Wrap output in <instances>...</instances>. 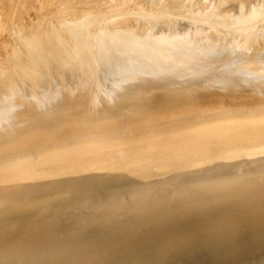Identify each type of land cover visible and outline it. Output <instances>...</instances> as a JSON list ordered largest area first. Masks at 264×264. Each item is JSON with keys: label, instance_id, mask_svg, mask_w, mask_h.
<instances>
[{"label": "rangeland", "instance_id": "obj_1", "mask_svg": "<svg viewBox=\"0 0 264 264\" xmlns=\"http://www.w3.org/2000/svg\"><path fill=\"white\" fill-rule=\"evenodd\" d=\"M63 1H60V0L59 1L58 0L52 1L51 0V2H49L48 4H46V2H45V4L42 5L43 8H45L44 9L45 16H43L44 14H43V11L41 10L42 6H41V8H39L40 6L38 7V10L40 9L41 13L39 12L40 10L36 11V12H39L38 15L40 14L45 19V21H43V18L39 15L43 21V29H42L43 33L44 32L46 34L50 33L51 31H49V30L53 29L56 26L58 28H54V29L57 31V29H61L60 27L61 26L63 27V25H64V29L62 28L63 29L62 31L61 30L58 31V33H59L58 36L61 37V35L63 33V36L61 38H63L64 36L66 39L70 38L71 42L69 41L70 39L68 40V42H70V45L72 43V40L74 41L73 47L69 48V50H70V53H72L76 57L75 56L73 57L71 54L69 57V60L67 58L64 59L65 58V57H63L64 54H68V51H69V50H67L68 48L66 46H64V49H65V47H66V49H65V52L62 56L63 60H60V59L59 60H57V59L51 60V58H52L51 54H52L53 50L48 48L50 50L48 51V55L46 53V57L52 63L49 60H47L48 61V62L46 61L47 66L43 62H41V63H43L42 64L43 66H40V67H38L39 66L38 63L37 64L33 63L34 66L31 63L32 68H35L33 70H35V72H38V74L40 76H43V79L45 78L48 81L47 82L46 80H44L46 84L47 83L50 84L51 82H54V83L56 82L55 85H58L60 83L59 84V85H61L60 89H61V87H63L65 89V91H67L66 89H68V92H70V89L73 87V84H71V83L76 82V84H78L77 87L78 88L80 87L79 89L82 90V88L84 89V86H87V87L91 88V91L93 93H96L97 91L101 92V90L102 91L104 90V93H105L106 88L110 87V85H115V87H117V88H116V91L114 94H112V93H110L108 95L104 94V95L108 96V97L105 96L106 98H104L105 103L103 102V104L106 105L105 108L103 107V104H101L102 106L101 105L100 106H94V105H92V103L90 104V102H88L86 99L82 103V106L84 107L85 110L91 109L97 113L100 111L107 112L109 109H111V107H113V105H115V102L117 101V100L116 101L114 100V97L117 95V93H126L127 94L126 99L128 100V105L131 108H133V110L130 111V114H134L138 119H140V121H146L147 118H153L154 117V119H159L158 124H163V123L169 122V121L178 122V121H183L185 119H191V118H196V119H201V120L204 119V121H202V122H200V121L190 122V123H193V125H194L192 128H189V129L186 128L185 130H183V129L175 130V131L173 130V132L170 133V138L172 137V140L167 141V143H166L167 148H169V149H167L168 151L163 152L162 155H160L158 157V159H164L165 162H170L172 160H175V161H172V163L168 164L167 167L165 165V167H164L165 169H162V171L182 167L185 162L181 157H183L185 155H187L188 157L197 158L199 155L204 154L205 158H212V157L224 154L226 151H234L238 148L245 150V149L253 148L256 145H259L260 149L264 148V120L257 118L258 116L254 114L255 111H258V109H261L264 107V76H261L262 74L259 75L260 79L258 81L257 80L255 81L256 77H251L248 75L250 68H251L250 66L252 65L251 70L254 68L253 64L255 65V70L259 69V71H260V72L258 71L259 73H261V71H263L262 73H264V69L262 70V67L264 68V65L261 64V66H260L258 63L260 57L262 55H264V53H263L264 52V0H180V1L179 0H141V2H140V0H138L139 2L138 1L135 2L136 0H132V2H131V0H130L131 3L128 0H124V2L125 1L127 2V5H126V2L124 3L123 1L122 2L124 4H122L121 0H120L121 3L119 2V0H102L103 3L100 0H80V1L70 0V2H68L69 0L68 1L63 0ZM65 1H67L68 2L67 4L68 5L70 4V5L68 6L65 3ZM84 1L88 2L87 3L88 5L86 3H84ZM133 1H134V3H133ZM51 3L54 5H51ZM100 3H102V5ZM122 5H124V6H122ZM53 6H54V8H53ZM61 6H63V7H61ZM70 6H71V8H70ZM98 8H99V10H97ZM124 8H126V9L124 10ZM15 9H16V12L18 11V13H19V10H18L19 8L15 7L14 10ZM29 9L31 11H33L32 10L33 7H29ZM46 9H48V10H46ZM87 9H89V10L87 11ZM70 10H76V11H78V14L73 15L70 12ZM93 10L95 12L97 11L98 13L96 12L97 13L96 14ZM102 10L104 12H102ZM53 11H55V12H53ZM82 11H84L85 14L82 13ZM14 13H15V11L13 12V14ZM18 13H15L16 17H15V15L11 16L12 13L10 14L12 21L19 16ZM30 13H28V14H30ZM34 13L35 12H33L31 14H34ZM94 13L97 15V17ZM17 14H18V16H17ZM92 14H94V15H92ZM64 15L65 16L67 15V16L65 17ZM90 15L96 17L95 20L99 19V21L98 20L95 21L94 18H92V19L88 18V17H90ZM30 16H28L27 18H29ZM62 16H63V18H62ZM82 16H84V19L82 18ZM85 16H87V17H85ZM101 16H103V17H101ZM31 17H33V16H31ZM99 17L101 18L102 21L100 20ZM134 17H137V20ZM70 18H72L75 21V23H77L76 27L73 25L70 26V24L69 25L67 24L70 22V21L69 22L67 21V20H70ZM74 18H76V19H74ZM77 18H81V20L82 19L86 20L85 18H88V20H86L87 23H86V21H84V24L85 23L86 24L84 25L82 23L83 25L81 26L80 25L81 23L78 22V20H80V19L77 20ZM11 19H10V21H11ZM46 19H48V20H46ZM123 19L125 21H123ZM130 19H131V22H130ZM83 20H82V22H83ZM89 20H91V21L89 22ZM132 20L134 22H132ZM10 21H9V23L12 22V21L11 22ZM18 21H20V20H18ZM24 21H26V20H24ZM74 21H73V23H74ZM16 22L17 21L14 20L12 22V24L14 23V25H15ZM56 22H58V23H56ZM60 22H61V24H60ZM65 22H67V23H65ZM117 22L119 23V25ZM125 22L127 23V25ZM9 23L7 24V26L9 25ZM73 23H71V24H73ZM123 23H125V24H123ZM140 23H141L142 27H141V25L139 26ZM12 24H10V25L12 26ZM94 24H97V26H94ZM104 24H106V25H104ZM10 25L8 27H6L7 28L6 30L8 32H7V34L4 33V35L6 37H8V40L12 41V36H16V34L19 33V29H18V27L14 26L16 28V31H15L14 27L12 26L13 31L11 33L12 27ZM68 26H70L71 28L73 26L75 28H73V30H72L70 27L68 28ZM105 26L107 29L105 31L111 32L112 36L110 35L111 33L109 34L108 32H105L103 30V28L105 29ZM108 26H110L111 28L113 26V28L111 29ZM120 27H121V29H120ZM81 28H82V30L84 28L85 29L83 31H80ZM122 28H125L126 30H122ZM75 29L76 30L80 29V30L79 31L77 30V32H76ZM113 29H116L115 32H117V30H119V31L117 33H115V32L113 33V31H114ZM17 30H18V32H17ZM25 30H26V28H25ZM64 30H66L65 33H64ZM149 30H150V32H149ZM72 31H75V33H77V35ZM60 32H62V33H60ZM80 32L82 34L84 32H86V34L84 33V36H83V35H80L81 34ZM124 32H125V34H124ZM130 32H133L134 35H136V36L132 37ZM145 32L148 34L146 35ZM151 32H152V35H150ZM157 32H160V33H157ZM9 33H11L10 38L8 35ZM90 33H91V36H90ZM103 33H106L105 36ZM107 33H108V35L111 36V38L113 36H116V34H117V36L119 35V37L114 38V41L116 39L118 42H123L125 39H128V36H126V35H129V38L130 37H132V38H130V41L129 40H127V42H125L126 40L124 41L126 43L125 44L126 46L123 44L124 42L120 44L121 46H117L118 43L116 41L115 42L117 44L113 43L114 41H112V39H110V36L108 37V40L105 39L106 42L104 41V37H106ZM137 33L140 34V35L138 34L139 37H138ZM153 33L155 35L157 33L158 35L155 36ZM161 33L163 34V36ZM168 33L169 34L171 33L173 36L175 35L174 38L172 35H170L171 38L168 37V39H167L166 36H169ZM68 34H70V35H68ZM159 34L161 35L160 37H159ZM75 36H77V38H79L78 40L81 39V37H79V36H83L88 41L85 40L87 42L82 44L83 46L80 45V43L77 45L76 43H78V41L76 40ZM95 36H96V38H95ZM120 36H121V39H122V37H125L124 40L122 39V41H121ZM89 37H90V40H89ZM147 37L150 38V40H148L149 42L146 41L147 39H149ZM153 37H154V39L155 38L156 39L154 40ZM175 37H176V39H175ZM133 38H135V39L138 38L137 39L138 41H135V39H133ZM160 38L163 41H161ZM143 39H144V42H143ZM171 39L172 40L174 39L175 41H179V39H180V41L182 39L184 40L183 43L181 42V44H180V46H181L180 50L176 46H174L172 44L171 45L168 44L169 45L168 47L173 46L174 49L177 48L178 51L184 52V53H182L181 56H188V58H190L189 59L190 62L185 63V67L183 69L178 70L177 67L179 65L173 66L175 63H177V61L170 60V59L166 60V62H167L166 66L170 65L172 67V68H169V67L167 68V71L170 70L168 72H151L148 74H144V72L142 70L143 67H134V69L131 70L133 72L130 71L131 74H129V76H126L125 75L126 71L124 72L122 69H120L123 66L124 62H126L125 60H129V59L131 60L132 59L131 57H134L133 56L134 54H132V53L135 52L134 50H135V48H138L137 47L138 45L142 46L143 44L146 43L143 46H145L144 48H148L151 45H154V41H155V43L158 44L159 47H160V45H162L166 48L167 47L166 42L167 41L170 42ZM152 40H154V41H152ZM102 41L104 42V44L102 43ZM140 41L143 43L141 44ZM164 41H165V44H164ZM150 42H151V44H150ZM8 44H9V42H8ZM13 44H14V42L12 41V43L9 45H13ZM64 44H65V42H64ZM110 44H114L115 46H117L119 48V49L117 48V50H120V48L121 49L123 48L125 50V52H123V49H122V51L117 52L118 56H119V54L122 55L124 62L119 61L118 58L119 57L121 58V56L118 57L115 54L114 55L117 57L116 58L113 57L114 60H110V58L113 59L112 56H114V55H111V53H110L111 51H109L110 58H108V60H107V58H104L106 55V50L105 51H103V50L104 49L110 50L109 48H112V46L111 47L108 46ZM122 44H123V46H122ZM156 44H155V46H156ZM132 45H134L135 47L134 46L132 47ZM74 46H75V48L77 47L80 51L78 49H75L74 51L76 53L74 51L71 52V49H73ZM86 46H87V48H86ZM115 46H113V47L115 48ZM83 47L87 51V53L84 52L85 55L82 53L83 51L81 50V49L85 50ZM171 47L168 49L172 50L173 47L172 48ZM101 49L103 51L102 54L103 53L105 54V55L103 54L104 56L99 54V53H101ZM231 49H232V51H231ZM131 50L133 52L130 54L129 52H131ZM116 51L114 52L112 50V54H113V52L116 53ZM2 52H3V49H2ZM5 52H6V50H4V53ZM170 52H173V51H170ZM252 52H254V53L251 54ZM4 53H2V54H4ZM49 53H51V54H49ZM127 53H128V55L129 54L130 55L127 56ZM240 53L241 54L242 53L249 54L248 55L249 59H247V62L251 58L257 56L256 58H259L258 61L256 60V58H254V60L258 63V65L256 63L252 62L253 59H251V61H249V63L250 62L252 63V64L250 63V65H249V63L246 62V56L243 57V58H245L244 59L245 62L242 61L243 63H241L240 62L241 59L240 60L238 59V58H240V56L238 55ZM257 53L260 55H258ZM0 54H1V50H0ZM80 54H82V55L80 56ZM175 54H176L175 57L177 58L176 50H175ZM83 55L86 56V57H84V61H82ZM95 55H97L96 58H98V56L101 55L99 58V60H101V62L99 61L100 63L98 62L99 65L96 67H94L97 64V63L95 64V60H96ZM179 55H180V53H178V56ZM234 55L236 57L239 56V57H237V60L235 57H234L235 60L233 58H231ZM250 55H253V57L252 56L250 57ZM222 56H228V57H226V59L230 57L231 59L230 58L229 59L232 62L239 60V62H238L239 64L238 63L235 65L233 64L234 66H231V67L228 66L229 67L228 68V67H226L227 64L225 66V63H228V61H229L228 59H227V61L224 60V62H219V64H215L216 59L218 62V59H219V61L221 60L218 57H222ZM77 57H79V58H77ZM80 57L82 58V60L80 59ZM148 57L152 58L151 55H149ZM26 58L28 59L27 61L31 60L27 57V55H26ZM101 58H104V59H101ZM122 58H121V60H122ZM222 58H224V57H222ZM55 60H57V63ZM65 60H66V62H65ZM70 60H71V62H70L71 65H70V63H68ZM109 60L112 61V63H110ZM203 60H204L205 64L202 63L203 65H200L201 66L200 70H199V68L196 69V65L199 64ZM97 61H98V59L96 60V62ZM221 61H223V59ZM82 62H86V63H82ZM60 63L62 65H60ZM73 63H74V65H72ZM75 63H76V65H75ZM64 64H66V65H64ZM83 64H85V65H83ZM55 65H56V69H58V71H59V72H57V74L55 72L57 70L55 69V67H53ZM69 65L72 66L73 69L69 70L70 69ZM214 65H216V67ZM230 65H232L231 62H230ZM57 66H59V67H57ZM75 66H77V68H78V69L76 68L77 70H75ZM202 66L205 67V69L203 68L204 70L202 69ZM258 66H259V68H258ZM79 67H80V69L81 68L82 69L80 70ZM260 67H261V69H260ZM53 68L55 70H53ZM83 68L87 69V70H84ZM225 68H228L229 70L232 69V70L229 71L228 69L226 70ZM208 69H212V70L214 69L212 74L206 73V72H208L207 71ZM78 70L81 72L79 73ZM197 70H199V72ZM201 70L204 72L206 71L205 72L206 74L204 72L201 73L202 72ZM212 70H210L209 73H211ZM69 71H70V75H69ZM194 71L197 72V74H199V75H197L196 73L194 74ZM252 71H254V70H252ZM40 72H41V74H40ZM53 73H55V77H53V75H54ZM50 74H51V76H50ZM203 74H205V76L207 78L206 77L202 78L204 76ZM213 74H214V76H212ZM56 75H58V77ZM67 75H69L68 77L70 78V80L68 77H67L68 78V80H67V78H66ZM79 75H80V77L82 75V79H79L80 77L78 78ZM91 75L93 77H91ZM51 77L54 78V81L52 80ZM60 77H62V78H60ZM72 77L73 78L76 77V78H74L75 81H73V82H72V80H73ZM87 77H89V78H87ZM56 79H57V81H56ZM83 79H84V81H83ZM88 80H89V83H88ZM90 80L92 83L90 82ZM138 80H143V81L147 82L146 84L140 86V88H147V87L155 88L157 86V89L159 87L164 91L163 94L165 96H169V95L173 96V93L177 89H183V92H181L179 94L178 98H181L185 94H189V93L202 94V95H199L200 98H198L196 101L189 102L187 105L182 104L185 99H183V100L178 99L179 100L178 102H168L167 104H163L159 109V107H154L153 105H151L152 101L157 100V97H155V98L151 97V95L153 93H150V94L148 93L149 94V95L147 94L148 96H143V97H139V98L133 97L131 92L138 87L137 86L138 84L136 83ZM77 81L80 82V84L83 81L82 83L85 82V85L83 84L84 86L83 85L80 86ZM97 82H98V84H95ZM68 84H71L72 86L68 85ZM76 84H75V86H76ZM68 86L69 87L71 86L70 89ZM98 86H103V87H100L101 89L98 90ZM135 86H137V87H135ZM24 87L29 88L28 80L24 84ZM54 87L58 88V86H54ZM72 90H73V88H72ZM210 90H215L216 92L214 93V91H210ZM246 90L248 91L247 93H246ZM221 91L223 93H224V91L229 92L230 94H223V93H221ZM49 92H50V90H49ZM51 92H56V91L52 90ZM66 94L67 93H64L61 96V98L62 97H63V99L68 98L69 93L67 95ZM102 94H103V92H102ZM111 94H112V96H111ZM201 97H205V98H201ZM206 97H208L207 99H209V98H212V99L211 100H203V99H206ZM70 99L71 98L67 99L69 102L68 104L77 103L76 101H70ZM116 99H118V97ZM56 101H57L56 103L61 102L60 104L66 103L65 100H61V99H57ZM53 102H51V103H53ZM53 104H55V102ZM60 104H58V105H60ZM55 106H56V104H55ZM139 106H141V107H139ZM223 108L229 110V112H231V114H230L231 116H222V117H219V119H217V115H219L221 113V109H223ZM244 108H248L249 110H251L253 115L251 116L250 114H246L245 118L235 117L237 115V113L240 111H243ZM1 113L2 112L0 110V114ZM104 114L110 115L109 117H111L110 113H104ZM64 119H65V117L63 118V120ZM68 119L69 118H66L64 121H62L63 123L58 121L57 122L58 124L56 123L57 125H55V127L59 125L61 127V129H63L65 127L63 124ZM240 119H243V120H240ZM66 124H69L68 121L65 122V125ZM33 125H34L33 128L34 127L38 128V126H36V124H33ZM10 126H12L11 122L6 121V120H2V118L0 117V130L7 129ZM16 135H17L16 133H13V135H11L10 137H14ZM158 135H160V134H156L155 136L158 137ZM143 136H149V135H143ZM173 136H176V137L178 136V139H173ZM149 137H152V135ZM142 142H143V144L138 147V150H140V152L144 151V152H150V153L155 152L156 153L159 149H161L158 147L154 148V149H150L149 147H147V145L144 144L145 141H142ZM175 143H177L178 145L173 146ZM201 144L203 146H200ZM192 145H193V147H192ZM197 146H199V147H197ZM109 154L112 155V153H109ZM111 159H113V158H109L108 160H111ZM83 160H79L80 164L78 166L86 164V163H84ZM98 162L103 164L102 161H98ZM98 164L99 163L95 164V167H93L94 165H89V167H87V169H89L91 166V168H90L91 171L89 170V172H88L87 169H84L82 173H84V171L86 170L85 172H87V173H85V174H89L93 170L100 168V167H96ZM131 165H133V164H131ZM67 166H68V164H65L63 166V168H66ZM78 166H71V167H69L63 171L67 172L69 170L77 168ZM151 171H155V169L141 170L139 172L142 174H147ZM3 181H5V182H3ZM3 181H2L3 183L0 184V187H2L3 191L6 194H4L3 192L0 193V195L2 194L0 197V203L8 202L11 198L9 196V195H12L11 193H13V195H15V193H17L18 189L24 188V186H22L20 184V182L17 181V179H15V178L6 179ZM47 182H54V176L50 177ZM7 186H8V189H7ZM20 186H22V187H20ZM31 186H30V189H34ZM25 187H28V186H25ZM45 190H47V187L45 188ZM35 191L36 190H34V192ZM41 191H43V190H40V192ZM27 197H31V196L24 195V196H21L17 199H22V198H27Z\"/></svg>", "mask_w": 264, "mask_h": 264}, {"label": "bare ground", "instance_id": "obj_2", "mask_svg": "<svg viewBox=\"0 0 264 264\" xmlns=\"http://www.w3.org/2000/svg\"><path fill=\"white\" fill-rule=\"evenodd\" d=\"M54 1H57V0H54ZM60 1H63V0H60ZM67 1H65L66 4L68 2H70V0L68 2ZM77 1H80V0H77ZM100 1L102 2V0H100ZM122 1L124 2V0H121V2ZM128 1L130 2V0H128ZM137 1L138 0H136L135 2H137ZM45 2H46V4H48L49 2H51V0H0V18H1L0 19V50H1V54H0V56H1L0 57V110L2 112L0 114V117L2 118V120H6V121H9L12 123V126H10L9 128L4 129V130H0V181H1L0 184L5 182L3 180L15 178V179H17V181L20 182V184L22 186H24L23 189H18L17 193H15V195H13V193H11L12 195H9L11 197L9 201L16 200L17 198L24 196V195H29L32 197V196H36V195L51 193V192H55V191L70 189V188H74V187L89 185V184L108 181V180H112V179L141 175L142 173L139 172L141 170L155 169V171L149 172V173H152V172L162 171V169H165L164 168L165 165L167 167L168 164L172 163V161H175V160H172L170 162H165L164 159H158V157L160 155H162L163 152L168 151L167 149H169V148H167L166 143H167V141L172 140V137L170 138V133H172L173 130L174 131L175 130H181V129L185 130L186 128H188V129L192 128L194 125H193V123H190V122H198V121L202 122V121H204V119L201 120V119L191 118V119H185L183 121H178V122L169 121V122H165L163 124H158L159 119H154V117L153 118H147L146 121H140V119H138L134 114H130V111H132L133 108H131L128 105V100L126 99V95H127L126 93H117V95L114 97V100L115 101L117 100L115 102V105H113V107H111V109H109L107 112L100 111L97 113L91 109L85 110L84 107L82 106V103L86 99L88 102H90V104L92 103V105H94V106H100L101 104H103L104 98L108 97L106 95H108L110 93H112V94L115 93L116 88H117V87H115V85H110V87L106 88L105 93H104V90L103 91L101 90V92L97 91L96 93H93L91 91V88L84 86L85 82L82 83L84 81V79L81 82V84H80V82L77 81L80 86L84 84L83 85L84 89L81 87L82 88V90H81V89H79L80 87L79 88L77 87L78 84H76V82H73V81H75L74 78H76V77H74V78L72 77L73 83H71V82L70 83L73 84V87H72L73 90H72V88L70 89V87L72 85L68 84V85H71L70 87L68 86L70 89V92H71L70 93V92H68V89H66L67 91H65V89L63 87H61V89H60V86H61V85H59L60 83L59 84L57 83L58 85H55L56 82L55 83L51 82L50 84L49 83L46 84L44 81L46 79L45 78L43 79V76H40L38 74V72H35V70H33V69H35V68H32L33 63L34 64L38 63V65H39L38 67L43 66L42 65L43 63L47 66L46 61L49 59L46 57V53L48 55V51L50 49L53 50L52 54L49 53L52 55L51 60L52 59L63 60L62 56L65 52L66 47L68 48L67 50H69V48H72L74 41L72 40V43L70 45L71 39L68 37H67L68 39H66L65 36L63 37L64 39L61 38L63 36L62 32H60V33H62L61 37L58 36V34H59L58 31L59 30L62 31L64 29V25H63V27L62 26L60 27L61 29H57V31L54 29V28H58L56 26L53 29L49 30V31H51L50 33H48V32H47L48 34H46L45 32L43 33V30H42L43 29V21H45L43 16H45V13H44L45 8H43L42 5H44ZM119 2H120V0H119ZM123 2H122V4H124L126 1L124 3ZM131 2H132V0H131ZM140 2H141V0H140ZM84 3L87 4L88 2L84 1ZM102 3H100V4L102 5ZM133 3H134V1H133ZM51 5H54V4L51 3ZM126 5H127V2H126ZM41 6L43 9L41 8ZM71 6H70V8H71ZM122 6H124V5H122ZM15 7L19 8L18 9L19 13H18V11L16 12V9L14 10ZM29 7H33V9H32L33 11H31L30 10L31 8L29 9ZM38 7L41 8V10L43 11V14H44L43 16H41L39 14L43 18V21H42V18L38 15L39 12L41 13V10L39 9L40 10L39 11ZM61 7H63V6H61ZM53 8H54V6H53ZM125 9L126 8H124V10ZM13 10L15 11V13L19 14V16L17 14V16H18L16 18L17 20L14 19L15 21H17L16 22L17 25L16 24L14 25L15 22L12 24V22L14 20L12 21V19L10 17L11 13H12L11 16L15 15V17H16V14L15 13L13 14V12H14ZM46 10H48V9H46ZM88 10L89 9H87V11ZM97 10H99V8ZM36 11H39V12H36ZM84 11H82V13H84ZM30 12L31 13L35 12V13L31 14ZM53 12H55V11H53ZM70 12L73 15L78 14V11H76V10H70ZM102 12H104V11L102 10ZM28 13H30V14H28ZM94 14H92V15H94ZM30 15L33 17H31ZM92 15H90V17H88V18H91V19L94 18V20H95L97 15H96V17H94ZM28 16H30V17L27 18ZM85 17H87V16H85ZM101 17H103V16H101ZM62 18H63V16H62ZM82 18L84 19V16H82ZM88 18H85V19L88 20ZM134 18H136V20H137V17H134ZM10 19L12 22L10 21ZM74 19H76V18H74ZM78 19H80V20H78ZM18 20H20V21H18ZM24 20H26V21H24ZM46 20H48V19H46ZM72 20L73 19L70 18V20H67V21L68 22L70 21L71 23H73L74 20L73 21ZM77 20H78V22L81 23L80 24L81 26L84 24V21H86V20H83V22H82L81 18H77ZM96 20L99 21V19H96ZM100 20H101V18H100ZM9 21L11 23H9ZM90 21L91 20H89V22ZM123 21H125V20L123 19ZM70 22L69 23L65 22V23H67L68 25L70 24V26L73 25L76 27L77 23H75V21L73 24H71ZM130 22H131V19H130ZM132 22H134V21L132 20ZM8 23H9V25L12 24L13 27L16 26L19 29V33L16 34V36H12V41L14 42L13 45H9L12 43V41L8 40V37H6L4 35V33L7 34V32H8L6 30L7 29L6 27L9 26V25L7 26ZM56 23H58V22H56ZM86 23H87V21H86ZM125 23H123V24H125ZM60 24H61V22H60ZM104 25H106V24H104ZM118 25H119V23H118ZM126 25H127V23H126ZM140 25H141V23L139 24V26ZM70 26H68V28ZM73 26H72V28L70 27L72 30H73V28H75ZM94 26H97V24H94ZM110 26H108V27H110ZM113 26H112V28H113ZM13 27L11 28L12 29L11 33L13 31ZM141 27H142V25H141ZM25 28H26V30H25ZM125 28H122V30H126ZM14 29L16 31L15 27H14ZM120 29H121V27H120ZM77 30L75 29L76 32H77ZM83 30L81 28L80 31H83ZM103 30L104 31L107 30L106 26H105V29L103 28ZM113 30H114L113 31V33H114L116 29H113ZM75 31H72V32L75 33ZM118 31L119 30H117V32ZM17 32H18V30H17ZM65 32H66V30H64V33ZM105 32H108L109 34L111 33L109 31H105ZM117 32H115V33H117ZM149 32H150V30H149ZM11 33L8 34L9 38L11 36ZM84 33L86 34V32H84ZM84 33L83 34L81 33L80 35L84 36ZM108 33H107V35H108ZM130 33H131L132 37L136 36V35H134L133 32H130ZM139 33H137V35ZM157 33H160V32H157ZM157 33H156V35L154 33L153 34L155 36H157L158 35ZM75 34L77 35V33H75ZM103 34L105 36L106 33H103ZM124 34H125V32H124ZM147 34L148 33H146V35ZM68 35H70V34H68ZM107 35H106V37H104L105 42H106L105 39L108 40V37L110 35L112 36V33L108 36ZM139 35H138V37H139ZM150 35H152V32L150 33ZM168 35L169 36H166L167 39H168V37L171 38L170 35H172V34L168 33ZM83 36H79V37H81L80 40H78L79 38H77V36H75L76 40L78 41V43H76L77 45L79 43H80V45H82L88 41ZM90 36H91V33H90ZM111 36H110V39H112V41H114V38L119 37V35L117 36V34H116V36H113L112 38H111ZM126 36H128V39H125L126 40L125 41L124 38ZM126 36L122 37V39L125 42H127V40L130 41V38H132V37L129 38V35H126ZM160 36L161 35L159 34V37ZM162 36H163V34H162ZM174 36H173V38H174ZM95 38H96V36H95ZM147 38H149V37H147ZM120 39H121V36H120ZM122 39H121V41H122ZM133 39H135V38H133ZM137 39H135V41H138ZM153 39H154V37H153ZM175 39H176V37H175ZM180 39H179V41H175L174 39H173L174 41L172 39L170 40V42L167 41L166 42L167 43V47H166L167 49L162 45H160V47H159L158 44H156L154 40H152V41H154V45H151L148 48H144L145 46H143L146 43L142 45L143 47L138 45L137 46L138 48H135V50H134L135 52H133L132 50H131V52H129L130 54L133 52L132 54H134L133 55L134 57H131L132 58L131 60L130 59L125 60L126 59L125 58L124 60L126 62L123 61L122 55L119 54V56H121V58H122V60H121V58L117 54L118 51H122V49H123V48L122 49L120 48V50H117V48H118L117 46H121L120 44L123 43L124 41L118 42L115 39V41L118 43V45L117 46H115L114 44L108 45L109 47L112 46V48H109L110 50L104 49L105 48L104 47L103 51L106 50V55L104 53L103 54L105 55L104 58H107V60H108V58H110L109 51H111L110 52L111 55H114V54L117 55L119 57L118 60L124 62L123 66L120 69H122L124 72L126 71L125 72L126 76H129V74H131L130 71L132 69H134V67H143L142 70H143L144 74H148L151 72H168L170 70L167 71V68L168 67L172 68L170 65L166 66V64H167L166 60H168V59L177 61V63H175L173 66L179 65L177 67V69L181 70L185 67V63L190 62V60H189L190 58H188V56H181L182 53H184V52L177 50V48H179V50H180V47H181L180 44H181V42L183 43V41H184L183 39L180 41ZM68 40L70 42H68ZM85 40H87V41H85ZM89 40H90V37H89ZM148 40H150V38L147 39L146 41L149 42ZM115 41L113 43L117 44ZM161 41H163V40L161 39ZM8 42H9V44H8ZM64 42H65V44H64ZM125 42L123 43L124 45L126 44ZM143 42H144V39H143ZM143 42H141V44ZM102 43L104 44L103 41H102ZM123 44H122V46H123ZM150 44H151V42H150ZM155 44H156V46H155ZM164 44H165V41H164ZM168 44H170V45L172 44V45L176 46L177 48L174 49V47L172 46L173 49L169 50L168 48H170L171 46L168 47L169 46ZM64 46H66L65 49H64ZM113 46H115V48ZM133 46L134 45H132V47ZM48 48H50V49H48ZM86 48H87V46H86ZM2 49H3V52H2ZM75 49H78V48L77 47L75 48V46H74V48L71 49V52H73ZM4 50H6L5 53H4ZM81 50L83 51L82 53L84 55H85V53H87L86 49L85 50L81 49ZM112 50L114 52L116 50L117 51H116V53L113 52V54H112ZM175 50L177 53V58L175 57V55H176ZM103 51L101 49V53H99V54L103 55L102 54ZM170 51H173V52H170ZM231 51H232V49H231ZM123 52H125L124 49H123ZM2 53H4L5 55ZM69 53H70V50L68 51V54H64V56H63V57H65L64 59L67 58L69 60V57L72 54V53H70V54ZM178 53H180L179 56H178ZM253 53L254 52H252L251 54H253ZM26 55L29 59H31L30 61H27L28 59L26 58ZM81 55L82 54H80V56ZM84 55L82 56L83 60L80 57V59L82 61H84V57H86ZM101 55H99L98 58H96L97 55H95V59L96 60L98 59V61L96 62V60H95V64L96 63L97 64L94 67L98 66L99 63L101 62V60H99ZM115 55L112 56V58L113 57L116 58L117 56H115ZM129 55L127 53V56H129ZM149 55H151L152 58L148 57ZM238 55L240 56V58H238V59L239 60L241 59L240 60L241 63L245 62L244 61L245 58H243V57L246 56V62H247V59H249V57H248L249 54H247V53L246 54L240 53ZM258 55H260V54H258ZM72 56L74 57L75 55L72 54ZM239 56H237V57H239ZM251 56L253 57V55H250V57ZM222 57H224V58H222ZM222 57H218V58H220L221 60L223 59V61H221V60L219 61V59H218V62H217V59H216L215 64H219V62H224V60L227 61V59L230 61L231 58H233L234 60L236 58V60H237V57L235 55L231 58L229 57L230 59L229 58L226 59V57H228V56H222ZM256 57L257 56H255L251 59L254 60V58H256ZM77 58H79V57H77ZM104 58H101V59H104ZM251 59L249 61H251ZM258 59L259 58H256L257 61H258ZM57 60H55L56 63H57ZM110 60H114V58L113 59L110 58ZM110 60H109V62L112 63V61H110ZM239 60L234 61V62L230 61L232 65H230V62L228 61V63H225V66H226V64H227L226 67L234 66L235 64H237L239 62ZM253 60H252V62L256 63L257 65H258V63L260 66H261V64L264 65V55H262L260 57L258 63L255 60L254 61ZM249 61L247 63H249ZM41 62H43V63H41ZM65 62H66V60H65ZM70 62H71V60L68 63H70ZM31 63H32V65H31ZM82 63H86V62H82ZM202 63L205 64L204 60L196 65V69L199 68V70H200V68H201L200 65H203ZM250 63H249V65H250ZM66 64H64V65H66ZM56 65L53 66V67H55V69H56ZM60 65H62V64L60 63ZM70 65H71V63H70ZM72 65H74V63ZM75 65H76V63H75ZM83 65H85V64H83ZM214 66L216 67V65H214ZM57 67H59V66H57ZM80 67H79V69H80ZM250 67L252 68V65ZM253 67L254 68L252 70H254V71H252L250 68L248 75L251 77H256L255 81L256 80L258 81L260 79L259 75L262 74L261 76H264L263 75L264 73H262L263 71H261V73H259L260 72L259 69L255 70L254 64H253ZM76 68H77V66H75V70L78 69V68L77 69ZM203 68L205 69L204 66H202V69ZM228 68H225V69L227 70ZM258 68H259V66H258ZM55 69L53 68V70H55ZM71 69H73L72 66H70L69 70H71ZM260 69H261V67H260ZM263 69L264 68L262 67V70ZM56 70L57 71H55V72L57 74V72H59V71H58V69H56ZM84 70H87V69H84ZM199 70H197V71L199 72ZM210 70H212V69H208L207 70L208 72H206V71L205 72L208 74H212L214 69L211 71V73H209ZM231 70L232 69H230L229 71H231ZM80 72L81 71H79V73ZM131 72H133V71H131ZM203 72L204 71H202L201 73H203ZM195 73L197 74V72L194 71V74ZM40 74H41V72H40ZM53 74H54L53 77H55V73H53ZM205 74H203L204 76L202 75L203 76L202 78L206 77ZM69 75H70V71H69ZM69 75H67L66 78ZM82 75H81V77L79 75L78 78L80 77L79 79H82ZM92 75H91V77H93ZM197 75H199V74H197ZM50 76H51V74H50ZM56 76L58 77V75H56ZM212 76H214V74ZM60 78H62V77H60ZM68 78H67V80H68ZM87 78H89V77H87ZM27 80L29 82V88L24 87V84L27 82ZM52 80L54 81V78H52ZM69 80H70V78H69ZM56 81H57V79H56ZM90 82H91V80H90ZM88 83H89V80H88ZM136 83L138 84L137 85L138 87L135 86L137 88L131 92L133 97L139 98V97H143V96H148L150 93H153L154 95L152 94L151 97H154V98L157 97V100L152 101L151 105H153L154 107H159V109L163 104H167L168 102H178L179 101L178 99H180V100L185 99L184 102L183 103L181 102V103L183 105L184 104L187 105L189 102L196 101L198 98H200L199 95H202V94L189 93V94H185L181 98H178L179 94L181 92H183V89H177L173 93V96H170V95L165 96L163 94L164 91L159 87L157 89V86L155 88H153V87L140 88V86L147 83L146 81L138 80ZM75 84H76V86H75ZM95 84H98V82ZM53 85L58 86V88L54 87ZM100 87H103V86H98V90L101 89ZM48 89L50 90V92L52 90H54L56 92L50 93ZM210 91H214V93L216 92L215 90H210ZM102 92H103V94H102ZM247 92L248 91L246 90V93ZM64 93H67V94L69 93V97L66 99L65 98L63 99V97L61 98V96ZM221 93H223V92L221 91ZM104 94H106V95H104ZM112 94H111V96H112ZM223 94H230V93L224 91ZM117 97H118V99H116ZM69 98H71L70 101H76L77 103L68 104L69 102L67 99H69ZM201 98H205V97H201ZM207 98L208 97H206V99H203V100H211L212 99V98H209V99H207ZM57 99L65 100L66 103H63V104H60L61 102L56 103ZM53 101L55 102L56 106H55V104H53L54 103ZM51 102H53V103H51ZM58 104H60V105H58ZM105 106L106 105L103 104L104 108H105ZM139 107H141V106H139ZM104 113H110L111 117H109L110 115H105ZM230 114H231V112H229V110L223 108V109H221V113L219 115H217V119H219V117H222V116H231ZM246 114H250L251 116L253 115L251 110H249L248 108H244L243 111L238 112L235 117L245 118ZM254 114L258 116L257 118L264 120V107L261 109H258V111H255ZM64 117H65V119L69 118L68 120L65 121V122L68 121L69 124L65 125V122H64L63 125L65 127L63 129H61V127L59 125L55 127V125L58 124L57 123L58 121L62 122L65 120V119L63 120ZM240 120H243V119H240ZM33 124H36V126H38V128L37 127L33 128V126H34ZM13 133H16L17 135L14 137H10L11 135H13ZM156 134H160V135H158V137H157V136H155ZM143 135H149V136L152 135V137L143 136ZM173 139H178V136L177 137L173 136ZM142 141H145L144 144L147 145V147H149L150 149H154L157 147L161 148V149H159L156 153L155 152L150 153V152H144V151L140 152V150H138V147L143 144ZM177 145L178 144L175 143L173 146H177ZM200 146H203V145L201 144ZM192 147H193V145H192ZM197 147H199V146H197ZM109 153H112V155ZM261 153H264V148L260 149V146L256 145L253 148H249V149H245V150L238 148L234 151H226L224 154H221V155H218V156H215L212 158H205L204 154L203 155L198 154L199 156L197 158L188 157L187 155H185V156L181 157L185 162L182 167L193 166V165L204 164V163H210V162L221 161V160H227V159H233V158L250 156V155H256V154H261ZM109 158H113V159L108 160ZM79 160H83L84 163H86V164L78 166L80 164ZM98 161H102L103 164H101ZM97 163H99L98 164L99 166L97 165L96 167H100V168L93 170L89 174H85V173H87V172H85L86 170L84 171V173H82L84 169H87V167H89V165H94L93 167H95V164H97ZM65 164H68V166L66 168H63V166ZM131 164H133V165H131ZM71 166H78V167L75 169L69 170L67 172L63 171V170H65ZM90 168H91V166H90ZM90 168L87 169L88 172H89ZM178 168H181V167H178ZM52 176H54V182H47L49 180V178ZM22 186H20V187H22ZM25 186H28V187H25ZM30 186L34 189H30ZM46 187H47V190H45ZM7 189H8V186H7ZM34 190H36V191L34 192ZM40 190H43V191L40 192ZM1 192L6 194L3 191L2 187H0V193ZM1 195H0V197H1Z\"/></svg>", "mask_w": 264, "mask_h": 264}, {"label": "water", "instance_id": "obj_3", "mask_svg": "<svg viewBox=\"0 0 264 264\" xmlns=\"http://www.w3.org/2000/svg\"><path fill=\"white\" fill-rule=\"evenodd\" d=\"M0 264H264V153L0 203Z\"/></svg>", "mask_w": 264, "mask_h": 264}]
</instances>
